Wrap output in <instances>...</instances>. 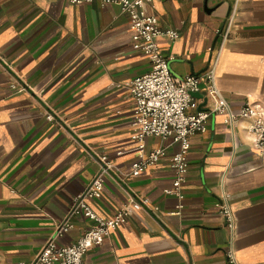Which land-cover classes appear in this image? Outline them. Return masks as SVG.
I'll return each mask as SVG.
<instances>
[{
  "label": "crops",
  "instance_id": "0c3cea01",
  "mask_svg": "<svg viewBox=\"0 0 264 264\" xmlns=\"http://www.w3.org/2000/svg\"><path fill=\"white\" fill-rule=\"evenodd\" d=\"M144 10L178 32L157 39L174 77L212 67L233 111L264 105V0H149ZM130 39L115 4L0 0V264L32 262L99 156L112 166L99 209L112 213L130 196L142 209L82 264H230L228 252L237 264H264V155L251 150L244 121L210 113L206 130L189 137L182 199L163 192L176 143L147 138L146 150L162 146L167 156L129 174L137 151L127 83L150 69ZM211 106L206 98L200 109ZM224 197L232 228L216 207ZM89 225L77 217L58 242L74 243Z\"/></svg>",
  "mask_w": 264,
  "mask_h": 264
},
{
  "label": "built area",
  "instance_id": "2783aa9c",
  "mask_svg": "<svg viewBox=\"0 0 264 264\" xmlns=\"http://www.w3.org/2000/svg\"><path fill=\"white\" fill-rule=\"evenodd\" d=\"M67 1L70 4L99 1L103 4L117 5L129 19L131 49L149 62L150 69L146 73L134 77L127 83L133 106L130 138L135 142L137 151L136 158L130 163V175H140L167 156L166 148L162 146L146 150L147 138L170 141V144L176 143L179 146L178 150L168 158L173 179L170 188L164 189L163 192L182 199V187L188 169V139L191 135L206 130V121L210 113L222 115L223 123L226 125L244 121L251 150L257 155H264V105L246 102L237 111H233L215 86L212 67L198 75L190 74L181 79L174 77L168 67V58L161 52L157 39L164 36L173 40L178 37V32L172 28L160 27L157 18L146 13L144 4L149 3V0ZM225 35L226 32L223 36ZM16 86H18L16 83L12 84L13 88ZM193 93H203L206 98L212 100V106L207 110L196 109L189 112V109L195 108ZM46 119L51 121L54 117L48 113ZM98 163V171L84 189L72 198L63 220L55 225L29 264H82L83 255L91 247L100 245L122 223L142 209L141 203L132 196L127 203L112 213L99 209L98 201L104 188L103 177L112 166L105 156H99ZM226 198L218 202L216 207L224 216L226 226L232 228L233 215ZM77 217L88 220L90 225L74 243L60 244L58 240L74 227ZM227 257L230 264H237L231 252H228Z\"/></svg>",
  "mask_w": 264,
  "mask_h": 264
},
{
  "label": "water",
  "instance_id": "95a60500",
  "mask_svg": "<svg viewBox=\"0 0 264 264\" xmlns=\"http://www.w3.org/2000/svg\"><path fill=\"white\" fill-rule=\"evenodd\" d=\"M192 96H193L194 98H197V99L202 98V95L199 94V93H193ZM205 101H206V98H203V102L198 106V109H200V107H201L202 105L205 104Z\"/></svg>",
  "mask_w": 264,
  "mask_h": 264
}]
</instances>
